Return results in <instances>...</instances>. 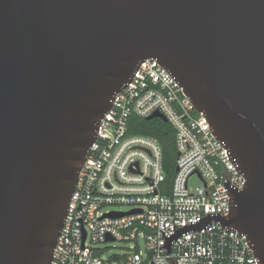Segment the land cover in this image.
Returning a JSON list of instances; mask_svg holds the SVG:
<instances>
[{
	"label": "water",
	"instance_id": "obj_1",
	"mask_svg": "<svg viewBox=\"0 0 264 264\" xmlns=\"http://www.w3.org/2000/svg\"><path fill=\"white\" fill-rule=\"evenodd\" d=\"M147 58L245 177L224 183L229 214L164 222L161 247L215 220L264 264V0H0V264L51 263L100 120Z\"/></svg>",
	"mask_w": 264,
	"mask_h": 264
},
{
	"label": "built area",
	"instance_id": "obj_2",
	"mask_svg": "<svg viewBox=\"0 0 264 264\" xmlns=\"http://www.w3.org/2000/svg\"><path fill=\"white\" fill-rule=\"evenodd\" d=\"M156 112L176 133L171 185L161 143L132 131L133 116L147 119ZM86 157L50 264H258L246 235L215 220L175 239L169 253L161 247L164 235L175 229L208 213L229 214L224 183L229 180L242 190L245 177L204 113L155 58L144 60L132 82L116 93ZM193 177L198 184L190 183ZM115 241L133 242V247L104 259L103 252Z\"/></svg>",
	"mask_w": 264,
	"mask_h": 264
},
{
	"label": "trees",
	"instance_id": "obj_3",
	"mask_svg": "<svg viewBox=\"0 0 264 264\" xmlns=\"http://www.w3.org/2000/svg\"><path fill=\"white\" fill-rule=\"evenodd\" d=\"M132 131L134 133L144 134L155 137L161 143L163 148V166L166 173L167 183L171 185L175 176L176 161L178 153L175 144V129L170 122L160 117L150 120L133 116L131 118ZM169 191H166L168 193Z\"/></svg>",
	"mask_w": 264,
	"mask_h": 264
},
{
	"label": "rangeland",
	"instance_id": "obj_4",
	"mask_svg": "<svg viewBox=\"0 0 264 264\" xmlns=\"http://www.w3.org/2000/svg\"><path fill=\"white\" fill-rule=\"evenodd\" d=\"M190 183L192 185H194V184H198L199 181L195 177H193L190 180ZM123 209H127V208L124 207ZM139 245H140L141 250L145 251V240L142 237L139 240ZM109 246H110V248L105 250L103 252V254H102L104 259H108V258H110L111 256H113L115 254H120L123 251H126L129 248H132L133 247V242L132 243H128V242H123V241H115V242H111V244H109ZM115 264H121V263L116 262Z\"/></svg>",
	"mask_w": 264,
	"mask_h": 264
}]
</instances>
